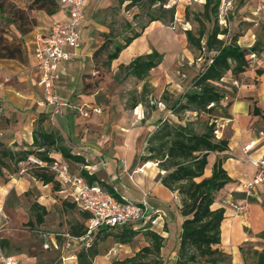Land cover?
Segmentation results:
<instances>
[{"label": "rangeland", "instance_id": "rangeland-1", "mask_svg": "<svg viewBox=\"0 0 264 264\" xmlns=\"http://www.w3.org/2000/svg\"><path fill=\"white\" fill-rule=\"evenodd\" d=\"M32 1L33 0H0V33L8 41L23 40L22 49L26 40L30 37L29 33L34 29L37 23V19L33 17L32 14L34 10L29 9V5ZM150 1L151 0H138L134 4L128 6L129 1L126 0H101L100 5H102V9H89L86 28H88L90 32L92 18L99 19L108 27L107 33L111 32L116 39L123 41L125 37L132 35L134 30L139 31L143 26L148 24L153 14L156 15L159 13V3L151 4ZM188 2H190V4H187ZM180 3L181 5L178 7L176 6L179 20L177 21L175 19L173 23H169L168 25L165 24V26L177 35L176 39H180L179 35L181 38L184 37L183 34L185 29H192L194 32L198 31V29L203 26L200 21L201 19H204L206 29H212L213 22L208 21L203 15L204 7L200 0H182ZM257 7L258 0L238 1L236 9L232 13L229 28H227L228 33L223 40L225 42H230L234 40V38L238 39L241 36L246 41L255 40L254 44L257 43L258 45V50L256 52L258 58L261 60L260 66L264 67V12L260 11L255 13ZM23 11L24 18L20 15ZM131 26L132 28H130ZM150 37L152 38V35H150ZM159 37L160 39L161 37L166 40L168 39L170 43L169 47H178L172 36L159 35L158 38ZM205 42L206 41L203 40V44ZM250 42L251 41L247 43ZM254 44L252 43L251 47ZM184 45L185 47H182L183 49H181V53L175 61H165L160 68L152 71L149 76L144 79H138L137 77L128 75L127 69H121L119 67L116 70H112L110 67H103L102 61L104 56L100 57L96 62V69L98 71L96 70L97 72L91 73L88 69L84 74V78L88 79V83H90V85H95L96 88L103 87L100 93L96 95V98L99 97L98 105L103 108V111L99 114L98 124H92L90 126L86 124L88 129L85 132L83 141L78 142L76 139H73V136L74 138L78 136L74 135L72 131H70L69 134L64 128L61 130V134L58 126V129H56L51 123V120H49V124L48 122L46 124L45 118L42 117L36 119L34 122V129L41 127L48 131H56L55 133L63 135L65 138L64 140L68 141L66 143L63 140V143L70 147L73 146L72 148L74 149L80 147H96L101 150V153H103L102 157L81 150L86 155V163L90 165H96L98 162L104 161L106 163L108 160H117L118 164L124 167L123 163L127 160L125 156L128 142L133 141V155H135V160L133 162L134 164L141 163L142 161L140 158L146 152L147 139L157 128V126L155 128L153 125L159 116L164 118L166 115L167 119L173 122H179L180 118L183 122L197 119L196 114L191 111L181 112L179 118L173 114L169 108L173 105L175 99L183 96L192 86L194 77L203 70L206 60L212 57L214 52L203 49L200 51L189 44L188 41L187 43L184 42ZM19 61V59H0V65L10 64V67L14 68L13 66ZM225 80L230 81L229 78H225ZM91 88V90H94L95 87L91 86ZM112 97L116 98V102H113L114 104H112ZM225 104L226 101L223 102V105ZM20 111L21 113H25L28 110L22 109ZM30 113H32V111H30ZM216 113L224 115L223 111L220 109ZM226 113L231 115L230 109H228ZM201 118L205 120L208 116L202 114ZM224 118L225 117H218L215 119L217 129L219 127L222 128L221 123L224 121ZM1 119L5 126L13 121V117L6 116L5 114L2 115ZM157 122H159V120ZM24 134L25 136L31 135L30 131L27 133L24 132ZM20 143L24 145L27 142L23 140ZM25 148L30 149L33 147L27 143V147ZM67 160L74 172H80L83 168V163L71 159ZM28 171L31 174L30 176L38 181L39 186L33 185L26 192L23 198L24 205L21 209H5L7 217L4 219V225L2 224L0 241L2 242V239H4L7 241V245L1 246L8 253L35 256L40 264H63L65 262L60 257V251H46L42 248L40 231L49 233L71 231L73 226H79L83 223L84 217L77 207L66 205L65 201L60 198V196H65L63 191L59 192V196L53 191H39L38 188L42 186L41 181L34 176V171L32 169ZM18 174H20L18 164L16 168L14 164H11L9 169L3 170V174L0 175V198L3 197L6 189H11L13 187V183L10 182L15 178H19ZM97 175L107 183L112 181L110 175L105 172V168L99 171ZM14 183L18 184L17 182ZM119 184L120 186L126 184L130 197L141 200V192L128 181V177L125 176V174L122 175ZM50 185L53 187V184L50 183ZM42 195L46 196L45 200L44 197H41ZM255 195L256 194H254V198L252 197L250 201L257 203V207L264 214V199L255 198ZM39 198H42L48 207L42 225L34 222L36 213H42V210L39 208H32V203ZM231 201L237 200L231 199L219 192L215 203V207L223 206L226 208L227 218L240 220L238 226L239 230L236 233L237 237L234 239L235 243L232 244L231 237V243L228 245H233L234 254L226 251L231 257L230 264H256L258 259L256 251H261L264 247V227L255 229L254 225L249 224L248 216H251L253 213V206L250 207V212L248 214L241 215L231 207ZM242 219L243 221L241 222ZM30 221L31 223H29ZM224 224L222 229L225 233L223 232L222 234V241L224 240V244L227 245L228 236L226 237L227 232L224 229ZM136 225L137 227H134L135 229L141 227L149 228L148 225L143 227L140 223ZM38 229L40 230L38 231ZM120 231L121 227H115L110 231L100 233L99 240L97 241V248L102 252L104 257L103 263L113 258L132 256L136 251L142 248L143 245L149 242V238L145 234V229L139 232L132 243L125 244L122 248L118 247V242L112 237L105 239L106 242L104 239H100V237L108 232L116 234ZM223 236H225V239ZM230 248L232 247L227 249ZM230 250L233 251L232 249ZM237 258H239V260H237ZM99 261V258L96 259L97 264H100ZM168 261L167 263L165 261V263L168 264ZM69 264H71V262H69Z\"/></svg>", "mask_w": 264, "mask_h": 264}, {"label": "crops", "instance_id": "crops-1", "mask_svg": "<svg viewBox=\"0 0 264 264\" xmlns=\"http://www.w3.org/2000/svg\"><path fill=\"white\" fill-rule=\"evenodd\" d=\"M100 1L101 0H89L88 2L86 19L80 26V47L78 49H73L70 47L67 48V51L70 52L71 57L65 60L63 63L61 77L57 82V91L60 97L69 104L68 106L64 107L61 114H55L53 112V107L42 103L43 95L42 90L38 85L39 74L34 58V48L35 38L38 35L47 32L52 22L56 20H65L67 15L61 9L53 15L47 14L44 10L33 11V17L37 19V23L34 26V29L29 33L30 37L26 40L23 46L24 61L17 62L16 65L13 66L14 68H11L10 64L0 65V105L4 111L3 114L13 117V121L9 125L5 126L3 120L1 119L3 114L0 115V140L8 146L18 150L26 149L25 147H27V143L28 145H32L33 131L35 130L34 122L38 117L45 118L46 124L47 122L49 124V120H51V123L54 125V127L56 129L59 128L60 131L63 128L67 130L69 134L70 131H72L74 135L78 136L77 138H74L73 136V139H76L78 142L83 141L85 138V132L88 129L86 124H88V126L92 124H98L97 122L99 120V114L102 112L98 114L91 112L88 117H84L80 113V109L87 106L100 107L98 105L99 97H97V99L96 95L100 93L103 87L96 88L95 85H90V83H88V79L84 78V74L86 71H88V69L91 73L98 71L96 69V62L94 60V52L104 42L103 33L108 32V27L105 26L104 22L96 18H92L93 20H91L92 24L90 27V32L89 29L86 28L89 9H102L103 7L100 5ZM180 2L181 1L173 0L172 5H176L178 7L181 5ZM201 2L204 3V1ZM167 3H171V1H168ZM260 11L264 12V6ZM260 11L257 10L255 13ZM150 35H152V38ZM159 35L172 36L175 39L178 47H169V40H166L162 37L160 39V37L158 38ZM225 35L226 34L221 35V38H225ZM183 36L184 37L181 38L179 35L180 39H176L177 35H175V33L165 26V24H163L161 21L150 22L146 24L143 34L134 39L130 45L120 53L119 57L112 61L110 69L116 70L122 64L128 65L136 56L150 53L153 49H156L159 53L163 54V60L159 66L153 68L149 72L150 74L152 71L160 68L163 63H165V61H175L178 58L181 53V49H183L182 47H185L184 42L187 43L185 33ZM204 40L206 41V39ZM249 41L251 42L247 43ZM249 41L243 39L242 36L237 39V42L240 46L248 49L251 48V45L252 43L254 44L255 40L252 39ZM259 69H261L263 72L258 73ZM228 78L233 80V83L238 82L239 85L236 86L237 91L232 97V105L229 108L231 116L230 118H224V121L221 123L222 128L219 127L218 129L220 134L219 137L228 139L230 148L225 152L211 153L209 155L205 175L210 176L212 174L213 164L218 157L225 158L224 167L227 169L233 181L228 183L220 191V193L228 196L231 199L233 198L237 201H242L245 199L243 185L247 181L251 180L256 173V168L254 165L249 160L245 159L246 155L244 149L247 145H252V150L249 152V154L253 159H257L258 157L264 155V137L261 135V132L264 131V67L260 65L247 67L246 70L240 73L237 77H233V75L230 73L227 75L226 79ZM91 86L95 87L94 90H91ZM115 99L116 98H113L112 104H114L113 102H116ZM255 107L261 109L260 114L254 113ZM100 108L103 111V108ZM22 109L28 111L21 113L20 110ZM30 111H32V113H30ZM166 118V115L164 118L159 116L157 119L159 122L155 121L153 126L156 128V126H158L160 123V120H164ZM29 131L31 135L25 136L24 132L27 133ZM61 134L59 136L63 142L65 138ZM23 140H25L27 143L21 145L20 142ZM64 141L66 143L68 142L66 140ZM68 147L74 154H79L85 157V160L86 155L81 150H84L88 153L90 152L92 155L95 154L98 157L103 156L101 150L97 149L96 147H80L77 149L72 148L73 146ZM127 150L125 156L127 160H125L123 163L124 167H122L121 164L119 165L117 160H108L106 163L105 161L98 162L96 165H90L85 162L82 164V169L87 170L90 174H95L98 180L103 181L112 187L116 186L121 194L127 195L129 198L137 202H141L144 198H146L150 207L161 212L159 223L153 229H156L157 232L165 238L164 247L162 248L161 252L164 264H166L168 260V264H175L179 248L182 222L184 220L183 216L180 214V200L178 199L175 192H172L161 183L160 175H163L165 171H162L154 161H142L141 163L134 164L133 161L135 160V155H133V141L128 142ZM51 153L55 158L65 160L69 163L67 158H65L60 152L53 150ZM104 157L108 158L107 156ZM20 168L21 166L19 165V169ZM103 168H105V172H107L110 175V179H112L110 183H107L104 179L97 175L99 171L103 170ZM76 173L81 174V171ZM123 174H125V176L128 177V181L141 192V200L130 197V194H128V186L126 184H122V186H120L119 181L121 180ZM18 175L19 178H15L10 182L13 183V187L11 189H6L3 197L0 198V206L2 207V212L0 211V224L4 225V219L7 217V214H5V209H21L24 205L23 198L26 192L33 185L39 186L38 181H36L34 177L32 178L30 176L31 174L29 171ZM14 182H17L18 184ZM38 189L39 191H53L58 196L59 192H61L60 190H62L60 189L59 191H55L50 184H42V186ZM254 194H256L255 198L264 199V183L256 187ZM45 195L41 196L44 197V200L46 199ZM60 198L63 201L73 203L71 200L66 199V196H60ZM35 202L45 206L46 209H48L45 201H43L42 198L37 199ZM73 204L75 207H77L75 203ZM251 206H253V213L251 216H248L249 224L254 225L255 229H261L264 227V214L257 207V203L250 201V207ZM77 208L79 209V207ZM80 211L83 212L82 210ZM87 219L88 218H84L82 223L84 226H86ZM226 220L225 221L228 222V228L225 226L228 236V244L225 245L224 241H222L221 247L228 253L234 254L233 245H228L231 243V237L232 244L235 243L234 239L237 237L236 233L239 230L238 226L240 220L233 218H226ZM225 221L224 223H226ZM242 221L243 219L241 222ZM34 222L38 223L36 221V217L34 218ZM29 223H31V221ZM43 223H41V225ZM39 230L40 229H38V231ZM222 231L224 230L222 229ZM97 233L98 231L89 242L86 240L73 241L71 247L67 251L65 248L66 241L62 236L50 238V248L47 249L43 247V239L41 235L40 238L42 248L44 250H58L61 252V258L64 255L68 257L74 256L73 259L63 260L65 262L63 264H69V262H71V264H78V252L83 248H88L94 241ZM109 237L114 238L115 241L118 242L114 235L107 236V238ZM1 245L6 246L7 241L2 239V242L0 241V247L6 254L17 257L23 264H40L37 257L35 256L8 253ZM117 245L118 247L122 248V246L125 244L118 242ZM145 245H149V242H147ZM226 247H232L230 249L233 251L227 249ZM98 258L100 259L99 263H103L104 257L102 252H100V249L99 254L94 259V264H97L96 259ZM118 259L124 258H113L109 261H105L103 264H110L111 262ZM237 260H239V258H237Z\"/></svg>", "mask_w": 264, "mask_h": 264}, {"label": "trees", "instance_id": "trees-1", "mask_svg": "<svg viewBox=\"0 0 264 264\" xmlns=\"http://www.w3.org/2000/svg\"><path fill=\"white\" fill-rule=\"evenodd\" d=\"M126 1H129L128 6H130L138 0ZM150 2L151 4L159 3V13L153 14L149 23L161 21L168 25L174 22L176 5L165 7L168 0H151ZM203 7V15L208 21L213 22L212 29H206L204 19H201L203 26L198 31L185 29L184 33L189 44L200 51L202 49L213 51L214 55L206 60L203 70L194 77L192 86L183 96L175 99L169 108L179 118L181 112L191 111L196 114L197 119L184 122L181 118L179 122H173L167 118L160 120L157 128L148 137L146 152L140 158L143 162L154 161L162 171H165L163 175H160L161 183L175 192L180 200V214L184 220L175 264H230V254L221 247L222 225L227 218L226 208L215 207V203L218 193L233 179L224 167L225 158L222 157L216 159L210 176L205 175V170L211 153H222L230 148L228 139L218 138L216 135L215 119L230 118L231 115L226 112L232 105V97L237 91L233 80L227 81L225 78L230 73L233 77H237L244 72L248 67L245 55L249 51L258 50L257 43L248 49L240 46L237 38L230 42H225L221 38V35L227 34L228 31L227 28H220L215 20L217 0H205ZM29 9L44 10L49 15H53L60 10V4L58 0H33ZM20 15L24 18V11ZM145 28L146 25L139 31L134 30L132 35L125 37L123 41L116 39L111 32L103 33L104 42L94 52L95 62L104 56L102 66L110 67L112 61L117 59L134 39L143 34ZM204 39L206 42L203 44ZM22 44L23 40L8 41L0 33V59L24 61ZM162 60L163 54L153 49L150 53L136 56L128 65H120V68L127 69L128 75L144 79L153 68L161 64ZM262 72L261 69L258 70V73ZM224 101H226L225 105H223ZM219 109L224 115L216 113ZM254 113L260 114L261 109L255 107ZM202 114L207 115L208 118L203 120ZM32 147L16 150L0 140V175L3 174L4 169H9L11 164H14L16 168L17 164L19 165L33 153L43 159L51 160L52 157L48 153L56 150L67 159L80 163L86 162L85 157L74 154L57 133L41 127L33 131ZM42 147H45V152L38 151ZM33 171L34 176L43 185L51 183L55 191L61 189L60 183L48 171L37 169ZM81 175L90 183L99 181L106 189L112 190V186L98 180L95 174H90L85 169L81 170ZM65 203L75 207L73 203L66 201ZM32 208L42 210V213H36V221L43 223L44 215L47 214L46 207L34 202ZM82 215L84 218L89 217L87 212H82ZM84 227L83 224L75 225L70 232L82 235ZM115 227H121V231L116 234L108 232L100 239L114 235L118 242L129 244L141 230L145 229L149 245L143 246L133 256L115 260L110 264H164L161 252L165 238L156 229H150V227L135 229L133 225ZM115 227L100 228L90 246L78 252V264H94V259L99 254L97 241L100 233ZM256 253L258 256L256 264H264V247Z\"/></svg>", "mask_w": 264, "mask_h": 264}, {"label": "built area", "instance_id": "built-area-1", "mask_svg": "<svg viewBox=\"0 0 264 264\" xmlns=\"http://www.w3.org/2000/svg\"><path fill=\"white\" fill-rule=\"evenodd\" d=\"M182 1V0H178ZM204 1L205 0H200ZM218 7L215 20L220 28H229L232 13L235 11L238 1L240 0H217ZM60 9L67 15L65 20H56L51 23L47 32L40 34L35 38L34 58L36 68L39 74L38 85L42 90L43 100L53 107L55 114H61L68 102L63 100L57 91V82L61 77L62 66L65 60L71 57L67 48L78 49L81 45L80 26L84 23L87 14L89 0H58ZM190 4V2H188ZM167 3L165 7H171ZM264 6V0H258L257 10L260 11ZM178 21V13L175 15ZM248 67L261 65L256 51H249L246 55ZM257 64V65H255ZM238 86V82H235ZM101 113L100 107H84L80 113L88 117L90 113ZM3 108L0 105V115ZM216 135L220 138L219 129ZM264 137V131L261 132ZM252 145H247L244 149L245 159L249 160L256 168L254 177L243 185L245 199L242 201H231V207L239 214L245 215L250 210V199L254 196L255 189L258 185L264 183V155L253 159L249 152ZM39 152H45V147L39 148ZM51 160L41 158L33 153L29 154L26 160L19 163L21 168L19 173L32 169L48 171L56 181L61 185L60 191L65 193L66 199L71 200L83 212H87L89 217L82 235H74L70 232L55 233L40 231L43 239V247L50 248L49 239L62 236L66 241V251L71 247L73 241H91L95 233L102 227H115L123 225H133L140 223L153 229L158 225L161 218V212L154 210L149 206L148 201L144 198L137 202L127 195L121 194L117 187L112 190L106 189L99 182L90 183L81 174L74 172L68 162L55 158L52 153H48ZM151 210V212H149ZM2 212V207L0 206ZM2 224H0V233ZM74 256H62V260L73 259ZM0 264H23L17 257L6 254L0 247Z\"/></svg>", "mask_w": 264, "mask_h": 264}, {"label": "bare ground", "instance_id": "bare-ground-1", "mask_svg": "<svg viewBox=\"0 0 264 264\" xmlns=\"http://www.w3.org/2000/svg\"><path fill=\"white\" fill-rule=\"evenodd\" d=\"M225 226L227 227L228 226V222H226L225 224H224V229H225ZM224 233H225V231H223ZM225 236H223V238H224ZM226 237H227V235H226ZM225 239V238H224ZM224 241V240H223Z\"/></svg>", "mask_w": 264, "mask_h": 264}, {"label": "water", "instance_id": "water-1", "mask_svg": "<svg viewBox=\"0 0 264 264\" xmlns=\"http://www.w3.org/2000/svg\"><path fill=\"white\" fill-rule=\"evenodd\" d=\"M149 212H151V210H149Z\"/></svg>", "mask_w": 264, "mask_h": 264}]
</instances>
